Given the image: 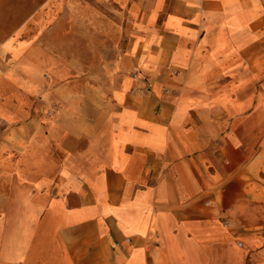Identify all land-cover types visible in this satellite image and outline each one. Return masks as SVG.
Listing matches in <instances>:
<instances>
[{
    "label": "crops",
    "instance_id": "1",
    "mask_svg": "<svg viewBox=\"0 0 264 264\" xmlns=\"http://www.w3.org/2000/svg\"><path fill=\"white\" fill-rule=\"evenodd\" d=\"M113 1L140 40L103 89L65 95L0 45V161L62 162L18 260L264 264V0Z\"/></svg>",
    "mask_w": 264,
    "mask_h": 264
},
{
    "label": "rangeland",
    "instance_id": "2",
    "mask_svg": "<svg viewBox=\"0 0 264 264\" xmlns=\"http://www.w3.org/2000/svg\"><path fill=\"white\" fill-rule=\"evenodd\" d=\"M125 6L113 0H0V45L22 47L18 59L30 61L42 83L65 95L103 89V75L113 74L119 56L140 40ZM3 71L0 66V93L6 94L14 87ZM37 150L26 164L0 161V264H41L38 258L18 260L24 254L22 204L24 197L44 203L56 196L62 162L54 143Z\"/></svg>",
    "mask_w": 264,
    "mask_h": 264
},
{
    "label": "built area",
    "instance_id": "3",
    "mask_svg": "<svg viewBox=\"0 0 264 264\" xmlns=\"http://www.w3.org/2000/svg\"><path fill=\"white\" fill-rule=\"evenodd\" d=\"M223 225L227 226L228 225V221L225 220Z\"/></svg>",
    "mask_w": 264,
    "mask_h": 264
}]
</instances>
